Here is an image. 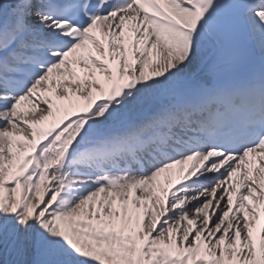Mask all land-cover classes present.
Wrapping results in <instances>:
<instances>
[{"label": "snow or ice", "instance_id": "snow-or-ice-1", "mask_svg": "<svg viewBox=\"0 0 264 264\" xmlns=\"http://www.w3.org/2000/svg\"><path fill=\"white\" fill-rule=\"evenodd\" d=\"M0 264H264V0H0Z\"/></svg>", "mask_w": 264, "mask_h": 264}]
</instances>
